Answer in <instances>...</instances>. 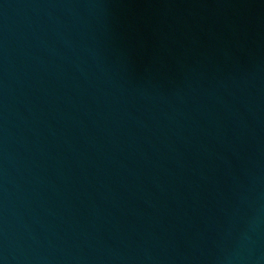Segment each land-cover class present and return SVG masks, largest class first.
<instances>
[{
    "label": "water",
    "instance_id": "obj_1",
    "mask_svg": "<svg viewBox=\"0 0 264 264\" xmlns=\"http://www.w3.org/2000/svg\"><path fill=\"white\" fill-rule=\"evenodd\" d=\"M0 264H264V0H0Z\"/></svg>",
    "mask_w": 264,
    "mask_h": 264
}]
</instances>
